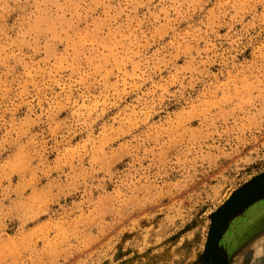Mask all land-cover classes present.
<instances>
[{
  "label": "rangeland",
  "instance_id": "rangeland-1",
  "mask_svg": "<svg viewBox=\"0 0 264 264\" xmlns=\"http://www.w3.org/2000/svg\"><path fill=\"white\" fill-rule=\"evenodd\" d=\"M263 177L264 0H0V264H214Z\"/></svg>",
  "mask_w": 264,
  "mask_h": 264
},
{
  "label": "water",
  "instance_id": "water-1",
  "mask_svg": "<svg viewBox=\"0 0 264 264\" xmlns=\"http://www.w3.org/2000/svg\"><path fill=\"white\" fill-rule=\"evenodd\" d=\"M252 194H254L252 198H247V196H251ZM262 195H264V177L260 179L253 187L241 191L230 201L226 207L216 213L209 241V250L214 264H227L220 259L218 254L219 240L226 223L239 211L258 201ZM220 217H223V219L222 221L218 222Z\"/></svg>",
  "mask_w": 264,
  "mask_h": 264
},
{
  "label": "crops",
  "instance_id": "crops-1",
  "mask_svg": "<svg viewBox=\"0 0 264 264\" xmlns=\"http://www.w3.org/2000/svg\"><path fill=\"white\" fill-rule=\"evenodd\" d=\"M258 202H259V201H258ZM260 202H264V199H263V200H260ZM254 204H255V203H254ZM254 204H253V205H254ZM248 208H249V207H247L246 209H244V210L242 211V213L240 214V217H241V216H246V215H247V214H245V212H247ZM261 214H262V215H261L262 218L259 217L258 220H257V219H255V220H253V221H246V220H245L246 223L243 225L242 230L244 231L245 227L248 226V225H250V223L254 224V226H255V224L258 225V226H255V228H256L257 231L260 230V227H259L260 225H259V224H263V227H262V228H263V230H264V209L261 211ZM242 220H243V219H242ZM241 222H243V221H241Z\"/></svg>",
  "mask_w": 264,
  "mask_h": 264
},
{
  "label": "clouds",
  "instance_id": "clouds-1",
  "mask_svg": "<svg viewBox=\"0 0 264 264\" xmlns=\"http://www.w3.org/2000/svg\"><path fill=\"white\" fill-rule=\"evenodd\" d=\"M264 256V248L255 249L252 257L250 259L255 260L256 258H260Z\"/></svg>",
  "mask_w": 264,
  "mask_h": 264
},
{
  "label": "bare ground",
  "instance_id": "bare-ground-1",
  "mask_svg": "<svg viewBox=\"0 0 264 264\" xmlns=\"http://www.w3.org/2000/svg\"><path fill=\"white\" fill-rule=\"evenodd\" d=\"M254 196V194H252L251 196L249 195V196H247V198H252ZM262 215V214H261ZM259 215H257V217H258ZM222 219H223V217H220L219 219H218V222H220V221H222ZM259 219V218H258ZM240 233L241 232H239V234H236V235H234V234H232L233 236H230V238H231V240L232 239H235V238H238V236L240 235Z\"/></svg>",
  "mask_w": 264,
  "mask_h": 264
}]
</instances>
